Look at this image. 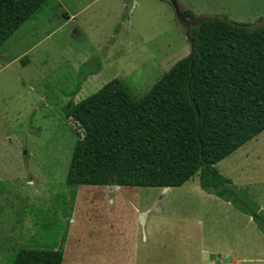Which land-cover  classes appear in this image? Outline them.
<instances>
[{
	"label": "rangeland",
	"instance_id": "obj_1",
	"mask_svg": "<svg viewBox=\"0 0 264 264\" xmlns=\"http://www.w3.org/2000/svg\"><path fill=\"white\" fill-rule=\"evenodd\" d=\"M57 1L0 47V264L22 249L64 250L68 228L78 257L64 264H264L253 217L197 174L166 192L67 187L82 130L64 109L116 78L139 99L191 48L168 0ZM177 2L200 20L264 25V0ZM213 166L264 214V130Z\"/></svg>",
	"mask_w": 264,
	"mask_h": 264
},
{
	"label": "trees",
	"instance_id": "obj_2",
	"mask_svg": "<svg viewBox=\"0 0 264 264\" xmlns=\"http://www.w3.org/2000/svg\"><path fill=\"white\" fill-rule=\"evenodd\" d=\"M49 1L0 0V47ZM191 38L193 52L141 98L116 78L64 109L82 130L65 183L174 188L199 171L203 190L252 216L264 235V214L247 208L213 166L264 130V25L210 18L191 29ZM56 249H22L10 264H62Z\"/></svg>",
	"mask_w": 264,
	"mask_h": 264
},
{
	"label": "water",
	"instance_id": "obj_3",
	"mask_svg": "<svg viewBox=\"0 0 264 264\" xmlns=\"http://www.w3.org/2000/svg\"><path fill=\"white\" fill-rule=\"evenodd\" d=\"M172 7L174 8L175 10V14L182 26V28H186L185 30V35H186V38L190 44V48H191V52H193L194 50V43H193V40L191 38V29L193 27H197L198 25H200L204 20H207V19H210V18H204L203 20H200L199 18L197 17H194V18H188L186 16V14L184 13V10L182 9V7L180 6V4L177 2V0H168ZM200 21V22H199ZM116 186H110L111 189H115Z\"/></svg>",
	"mask_w": 264,
	"mask_h": 264
},
{
	"label": "crops",
	"instance_id": "obj_4",
	"mask_svg": "<svg viewBox=\"0 0 264 264\" xmlns=\"http://www.w3.org/2000/svg\"><path fill=\"white\" fill-rule=\"evenodd\" d=\"M56 1H57V0H56ZM57 2H58L57 4H58V7H59V6H60V5H59L60 2H59V1H57ZM180 6L182 7L183 10H187L184 6H182V5H180ZM47 9H49V6H48V5H47L46 9H44V10L40 13V16H42L41 14H43V13L45 12V10H47ZM59 13H60V16H62L63 14H67V15H68L67 11H66V12L64 11V12H62V13L59 12ZM78 16H79L78 13H71V12H70V14H69V20H67V21H70L71 18L74 19V17H78ZM37 20H38V19H36V21H37ZM36 21H35V22H36ZM24 24H25V23H24ZM24 24H23V25H24ZM242 145H243V144H242ZM238 148H240V146H239ZM238 148H237V149H238ZM235 150H236V149H235ZM227 156H228V155H227ZM198 172H199V171H197V172L195 173V174H197V176H198ZM195 174H193L192 176H194ZM192 176H191V177H192ZM191 177H189L186 181H188ZM186 181H185L183 184H185ZM198 181H199V179H198ZM183 184H182V185H183ZM179 187H180V186H179ZM174 188H176V187H174ZM162 189H163V192H166V191H168L169 188H162ZM72 222H74V219L72 220ZM68 231H69V228H68ZM68 231H67V234H66V238H67V239H66V242H65V249H64V250L62 249V250H63V255H64L63 257H78V256L76 255V252H75L76 250H75L73 247L70 246V239H69V232H68ZM70 233H72V231H71ZM66 244H67V246H66ZM67 254H68V255H67ZM75 255H76V256H75ZM62 263H63V264L65 263V259L63 260ZM239 263H240L239 260H237V261L234 262V264H239Z\"/></svg>",
	"mask_w": 264,
	"mask_h": 264
},
{
	"label": "bare ground",
	"instance_id": "obj_5",
	"mask_svg": "<svg viewBox=\"0 0 264 264\" xmlns=\"http://www.w3.org/2000/svg\"><path fill=\"white\" fill-rule=\"evenodd\" d=\"M115 189H116V187H115ZM115 189H112V190H115Z\"/></svg>",
	"mask_w": 264,
	"mask_h": 264
}]
</instances>
